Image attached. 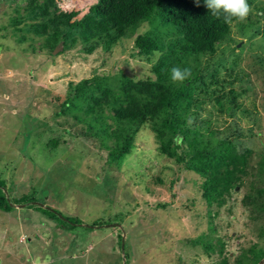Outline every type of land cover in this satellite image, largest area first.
<instances>
[{"label":"rangeland","instance_id":"rangeland-1","mask_svg":"<svg viewBox=\"0 0 264 264\" xmlns=\"http://www.w3.org/2000/svg\"><path fill=\"white\" fill-rule=\"evenodd\" d=\"M247 3V19L230 23L225 40L199 59L204 71L194 87L199 102L193 103L198 121L214 142L228 140L236 153L252 151L243 156L240 185L226 194L224 185L215 188L219 194L212 191L208 204L202 197L206 176L185 170L186 143L174 152L172 133L163 132L159 143L145 122L129 154L106 165V151L82 131L83 124L57 113L75 84L86 81L85 108L92 97L99 101L103 87L112 92L101 117L109 132L118 131L112 118L119 84L151 79L161 55L141 54L135 41L160 36L165 44L164 35L173 33L158 15L162 7L105 47L82 38L69 27L73 19L62 18L76 12L80 20L96 0H0V181L15 200L9 213L0 211V257L12 252L25 264H241L258 250L264 253V178L258 170L264 165V0ZM53 18L61 23L52 24ZM38 125L53 131L37 145L29 135ZM28 195L34 202L29 206L20 202ZM37 203L81 226H101L64 232L46 221Z\"/></svg>","mask_w":264,"mask_h":264},{"label":"trees","instance_id":"trees-1","mask_svg":"<svg viewBox=\"0 0 264 264\" xmlns=\"http://www.w3.org/2000/svg\"><path fill=\"white\" fill-rule=\"evenodd\" d=\"M159 7H162L163 11L158 14L163 19L162 23L169 25L173 33L164 35L167 38L165 44L160 36L157 39L144 36L135 41V47L141 54L150 55L159 51L161 55L150 68L151 79L134 82L132 79L124 78L119 84V95L113 100L118 104V108L113 109L112 118L118 131L109 132L110 125L104 123L101 117L102 103L112 97V92L103 87L99 101L92 97L85 108V96L90 85L86 81L75 84L72 93L71 91L67 93L63 108H58L57 113L65 117L71 116L83 124L82 131L97 141L100 149L106 151V165L115 164L129 154L134 138L145 122L152 123V130L157 135L159 143L162 141L163 132L172 133L171 139L175 138V145L172 147L174 152L179 149L180 144L186 143L189 160L185 170L206 176L203 182L206 188L202 197L206 203L211 204L214 202L212 191L219 194L215 188L224 185L223 194H226L229 192L228 189L234 190L240 185L245 176L241 169L246 161L244 157L252 153L250 150L236 153L234 145L225 139H218L215 142L211 140L208 136L210 134L206 132L207 125L198 121L199 114L197 108L193 106L195 101L199 102L194 87L198 80H202L201 73L204 71L199 59L212 54L216 44L225 40L229 24L224 22L222 16L220 18L213 16L204 0H96V4L89 7L88 13L80 20L75 18L76 12H70L62 18L67 21L73 19L69 27L71 30L76 29L82 38H93L103 42V46L106 47L104 43L114 42L115 39L124 36L126 32L123 30L126 28L148 21L152 12ZM56 19L53 18L51 23L60 24V20ZM111 29L118 32H109ZM41 33L45 34V31ZM262 36L264 39V26ZM189 63L192 64V69L189 68ZM173 67L188 69L191 75L182 82H173L170 71ZM81 112L92 117L87 121L76 118ZM182 113L185 119L188 117L192 120L190 122L192 124H186ZM179 133H182L183 137L177 138L176 135ZM233 166H238L236 171L232 170ZM258 170L264 178V165ZM3 185L0 181V211L9 213L15 201L8 199ZM260 194L264 196V189L260 190ZM251 201L249 203L253 204V200ZM20 202L28 206L34 203L29 195ZM254 203L256 204L255 201ZM35 208L48 219L56 221L64 230H71L73 227L92 229L101 226L100 223L81 226L82 223L77 219L64 217V220H60L57 217L60 214L54 210L38 206ZM263 257V251L258 250L253 260L247 258L246 262L240 259L242 261L240 263L248 264L252 261V264H256Z\"/></svg>","mask_w":264,"mask_h":264},{"label":"clouds","instance_id":"clouds-1","mask_svg":"<svg viewBox=\"0 0 264 264\" xmlns=\"http://www.w3.org/2000/svg\"><path fill=\"white\" fill-rule=\"evenodd\" d=\"M204 3L213 16H216L217 18L222 16L224 22L228 24L232 23L234 20L243 23L251 11L247 0H204ZM170 71L171 80L173 82H182L191 75L190 70H181L178 67H173ZM37 206L40 208L44 207V209L48 208L40 203H37Z\"/></svg>","mask_w":264,"mask_h":264},{"label":"crops","instance_id":"crops-1","mask_svg":"<svg viewBox=\"0 0 264 264\" xmlns=\"http://www.w3.org/2000/svg\"><path fill=\"white\" fill-rule=\"evenodd\" d=\"M35 116H37V115H39L36 111H35ZM64 118H66V117H62V119H64ZM41 127L38 125V126H36V128L34 129V130H32L31 132H30V135H29V138H33V139H35L36 138V140H37V145H38V143H40L39 141H41V137H44V138H47V137H50V136H52V134H50V133H52V131L53 130H50V133L48 132V128H46L45 130H41L40 129ZM62 129H64V128H62ZM64 132V134L65 133H67L66 132V130H63ZM40 132H42V134L40 135ZM54 134V133H53ZM39 135H40V137H39ZM27 137H28V134L26 135ZM28 143H29V147L31 148V149H33L34 147H36L35 146V144L36 143H34V140H28ZM15 201V200H14ZM52 208V207H51ZM20 210V209H19ZM40 213V212H39ZM41 214V213H40ZM42 215V214H41ZM43 216V215H42ZM45 217V216H44ZM48 219V218H47ZM46 221H49V222H52V221H54V220H51V219H48V220H46ZM39 223V222H38ZM60 227V226H59ZM61 228V227H60ZM64 232H67V230L66 231H64ZM39 252V251H38ZM14 253H4V254H2V256L0 257V264H8V259H12V261H15L14 262V264H25L26 262L25 261H23V260H20V259H18L15 255H13ZM36 258V257H35ZM35 258H33V263H37V262H35ZM5 259H7V261L5 260Z\"/></svg>","mask_w":264,"mask_h":264},{"label":"water","instance_id":"water-1","mask_svg":"<svg viewBox=\"0 0 264 264\" xmlns=\"http://www.w3.org/2000/svg\"><path fill=\"white\" fill-rule=\"evenodd\" d=\"M39 206H40V205H39ZM58 218H60L61 220H64V218H62V217L59 216V215H58ZM122 242H123V240H121V246H120L121 248H122ZM262 261H263V260H261L258 264H262Z\"/></svg>","mask_w":264,"mask_h":264}]
</instances>
